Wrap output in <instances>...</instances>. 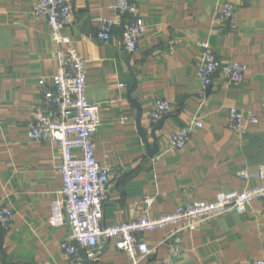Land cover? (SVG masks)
I'll use <instances>...</instances> for the list:
<instances>
[{"label":"crops","instance_id":"1","mask_svg":"<svg viewBox=\"0 0 264 264\" xmlns=\"http://www.w3.org/2000/svg\"><path fill=\"white\" fill-rule=\"evenodd\" d=\"M37 0H0V202L14 213L0 228V264H72L60 248L69 223L51 225V202L60 198L61 148L54 141L29 139L35 114L47 108L52 89L55 43L45 17L34 15ZM71 22L62 33L86 59V97L98 105L101 123L92 139L96 160L110 169L101 224L126 223L148 213L160 217L179 205L213 201L218 194L264 184V0H130L146 23L138 49L126 53L114 0H67ZM233 8L236 27L216 23L224 3ZM113 16L111 38H97L99 19ZM206 40L219 61L247 66L244 79L229 84L221 76L205 87L196 76L198 42ZM155 128L158 152L152 158L136 129ZM157 98L170 103L158 121L149 117ZM255 116L246 131L230 130L228 109ZM45 112H48V108ZM200 121L184 148L168 150V134ZM148 136V143H153ZM74 152H78L74 150ZM248 173L242 177L241 172ZM152 199L150 206L145 201ZM264 198L248 210L183 223L142 234L150 247L139 264H253L264 260L261 215ZM179 239L180 244L176 241ZM178 252L174 254L176 246ZM86 264H131L127 254L106 242Z\"/></svg>","mask_w":264,"mask_h":264},{"label":"built area","instance_id":"2","mask_svg":"<svg viewBox=\"0 0 264 264\" xmlns=\"http://www.w3.org/2000/svg\"><path fill=\"white\" fill-rule=\"evenodd\" d=\"M110 10L121 19V39L125 51L131 53L138 49L139 42L146 34V23L138 13L135 3L130 0H114ZM34 15L46 18L49 34L55 43L54 56L56 67L52 76V89L44 91V105L48 108L35 114L29 124L27 136L33 140L54 141L61 148L59 172L62 177L60 198L51 202V225L69 223V234L60 244L61 250L68 255L72 264H86L96 260L105 249L106 242L115 240L117 249L124 251L131 264H139L150 251L142 234L162 229L170 224L183 223L189 229L194 223L233 211L245 213L252 200L264 198V184L253 188L220 193L213 201L179 205L172 212L160 217L144 213L126 223L112 226L101 224L102 203L106 185L110 178L109 167L100 164L95 157V143L92 139L101 123L97 105L91 104L86 97V59L75 48L62 31L71 22V10L67 0H37L32 7ZM214 21L235 27L232 5L224 2L215 12ZM117 24L113 16L99 19L97 38L108 41L113 27ZM200 63L196 76L206 87L212 85L215 77L221 76L229 84L241 83L247 66L238 61L221 62L206 40L198 42ZM170 111V103L157 98L150 112V119L158 121ZM258 119L243 111L230 107L227 126L230 130L244 133L247 124H255ZM196 121L190 126L180 127L168 134V150H179L187 144L193 128H201ZM2 128L0 124V129ZM77 150L78 152H74ZM242 177L248 173L241 172ZM264 178V170L259 171ZM150 206L152 199L145 201ZM13 211L0 202V228L8 230L13 219ZM264 229V212L261 215ZM176 241L180 244L179 239ZM178 252V245L174 254ZM253 264H264L257 259Z\"/></svg>","mask_w":264,"mask_h":264},{"label":"water","instance_id":"3","mask_svg":"<svg viewBox=\"0 0 264 264\" xmlns=\"http://www.w3.org/2000/svg\"><path fill=\"white\" fill-rule=\"evenodd\" d=\"M129 69H130V73H131L134 81H133V83L131 84V86H130V88L128 90V98H129V100L132 102V104L134 105V107L137 110V114H136V129H137L138 135L141 138L142 143L144 144V146L146 148V151L148 153V156L152 158L158 152V147L156 145V138L157 137H155V135H154L155 132L154 131H155V128H157V127L160 126L161 122H159V124L155 128H153L150 131V133L141 126V123H140V118H141V108H140V105L135 100L131 99V97L129 96L130 93H131V91L136 86V81H135L134 75L132 73V68H129ZM209 87L210 86H207L206 87L207 90L209 89ZM148 136H151L153 138V141L154 142L151 145L148 143Z\"/></svg>","mask_w":264,"mask_h":264},{"label":"rangeland","instance_id":"4","mask_svg":"<svg viewBox=\"0 0 264 264\" xmlns=\"http://www.w3.org/2000/svg\"><path fill=\"white\" fill-rule=\"evenodd\" d=\"M216 12V11H215ZM215 12H214V14H215ZM214 14H213V19H214ZM235 27H236V19H235ZM234 27V28H235ZM69 38V37H68ZM70 39V38H69ZM123 48H124V46H123ZM124 51H125V49H124ZM126 53H129V52H127V51H125ZM131 53H133V52H131ZM200 63V62H199ZM198 66V65H197ZM200 81V80H199ZM98 106V105H97ZM99 107V106H98ZM247 115H249V114H247Z\"/></svg>","mask_w":264,"mask_h":264}]
</instances>
